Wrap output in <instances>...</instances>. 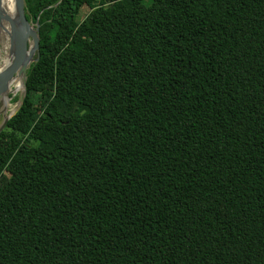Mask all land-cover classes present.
<instances>
[{"label":"trees","instance_id":"obj_1","mask_svg":"<svg viewBox=\"0 0 264 264\" xmlns=\"http://www.w3.org/2000/svg\"><path fill=\"white\" fill-rule=\"evenodd\" d=\"M24 3L0 264H264V0Z\"/></svg>","mask_w":264,"mask_h":264},{"label":"water","instance_id":"obj_2","mask_svg":"<svg viewBox=\"0 0 264 264\" xmlns=\"http://www.w3.org/2000/svg\"><path fill=\"white\" fill-rule=\"evenodd\" d=\"M12 11L13 14L6 13L2 7V0H0V29L3 23H6L9 27L7 31L9 61L0 68V115L2 116L0 132L8 119L21 106L26 90V70L30 63L37 59L34 58V55L37 54L39 47V25L37 22L35 24L32 23L26 17L24 0H13ZM15 75L20 76L21 85L17 90L16 106L8 110L7 105L3 103V99H8L9 101L13 94L17 92L8 91L9 83Z\"/></svg>","mask_w":264,"mask_h":264},{"label":"bare ground","instance_id":"obj_3","mask_svg":"<svg viewBox=\"0 0 264 264\" xmlns=\"http://www.w3.org/2000/svg\"><path fill=\"white\" fill-rule=\"evenodd\" d=\"M2 7L5 10L6 13L8 14H13V0H2ZM9 27L6 23H3L2 28L0 29V53H1V47L4 48L5 51V56L1 57L0 56V68L4 66L8 61H9V55L7 53V49L9 48L8 46V31ZM1 100V99H0ZM8 99H3V103L5 105H8Z\"/></svg>","mask_w":264,"mask_h":264},{"label":"rangeland","instance_id":"obj_4","mask_svg":"<svg viewBox=\"0 0 264 264\" xmlns=\"http://www.w3.org/2000/svg\"><path fill=\"white\" fill-rule=\"evenodd\" d=\"M84 16V13L81 11L80 13H79V15H78V20H81L82 19V17ZM34 24H35V22H33ZM40 28V26H38V29ZM0 45L2 46V44L0 43ZM0 56L1 57H4L5 56V51H4V48L3 47H1V53H0ZM20 85H21V83H20V76L19 75H15L12 79H11V81H10V83H9V87H8V91L9 92H15V91H17L19 88H20ZM26 86H27V84H26ZM29 87L30 88H37L38 87V84H36V83H34V82H30L29 83ZM18 96V91L16 92V93H14L13 94V96L10 98V100H9V103H8V105H7V109L9 110V109H12V108H14L15 106H16V101L17 100H14V96ZM1 120H2V116L0 115V122H1Z\"/></svg>","mask_w":264,"mask_h":264}]
</instances>
